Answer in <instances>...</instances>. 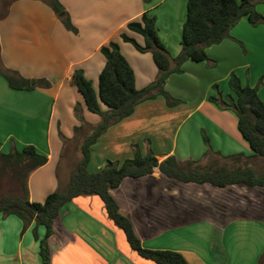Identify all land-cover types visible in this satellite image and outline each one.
<instances>
[{"label":"crops","instance_id":"1","mask_svg":"<svg viewBox=\"0 0 264 264\" xmlns=\"http://www.w3.org/2000/svg\"><path fill=\"white\" fill-rule=\"evenodd\" d=\"M49 1L9 0L5 6L0 1V13L6 12L0 18V67L49 84L32 91L13 90L0 74V153L31 145L46 158L27 179L29 200L37 203L65 190L81 158L74 149L73 129L99 122L86 110L73 85V72L82 71L97 93L105 64L100 48L114 42L133 70L136 89L147 87L157 76L151 54L138 52L120 35L125 33L143 45V38L126 26L145 13L153 16L157 36L174 59L181 50L187 2L57 0L76 30L73 33ZM255 8L264 16V2H257ZM205 52L212 65L187 60L181 73L165 80L163 90L179 101L177 105L167 106L159 95L145 100L97 138L90 146L88 173L98 172L107 162L131 159L135 149L142 155L151 152L158 162L173 156L180 164L197 165L208 158L229 161L235 155H243L241 160L249 163L262 159L248 158L253 153L237 129L235 113L220 109L209 97H217L212 87L218 85L219 99L229 104L226 96H233L227 80L235 72L243 85L257 87L264 105V24L252 26L242 18L230 38ZM76 104L83 122L74 115ZM237 191L249 192L254 199L242 195L245 203L241 204L234 199ZM110 193L145 249L180 253L187 264H264V187L181 183L155 169L148 176L124 179ZM44 235L43 226L31 223L23 231L19 218L0 214V264H42L39 241ZM124 238L108 220L99 197L80 196L62 207L53 224L48 239L50 262L155 264L139 257Z\"/></svg>","mask_w":264,"mask_h":264},{"label":"trees","instance_id":"2","mask_svg":"<svg viewBox=\"0 0 264 264\" xmlns=\"http://www.w3.org/2000/svg\"><path fill=\"white\" fill-rule=\"evenodd\" d=\"M260 1L264 2V0H187L186 18L182 25L181 50L174 59L169 57L157 36L153 16L145 13L139 21L128 23L126 29L140 35L143 38V45H139L125 33H121V40L131 44L140 53H150L157 68L155 80L143 89H136L133 70L114 42H109L100 48L105 64L99 74L97 93L93 90L91 82L85 79L82 71L75 70L72 74L73 85L80 94L86 110L97 115L99 122L83 140L80 146L81 158L70 174L64 191L49 194L42 203L30 201L27 179L33 171L46 163V158L37 154L31 145L23 147L20 151L0 153V214L3 217L13 215L19 218L23 223V231L31 223H34L35 227H44L45 235L39 241L42 264H50L47 241L53 234V224L58 219L60 210L66 203L80 196L99 197L107 217L123 231L128 245L141 258L155 264H187L180 253L148 250L141 246L131 222L120 214L110 193L126 178L137 179L148 176L157 169L166 178L181 183L209 184L217 188L232 185L264 187V174L256 175L248 167L232 170L225 166L215 170H202L198 167L190 169L195 162L180 164L173 156L158 162L151 152L142 155L137 149L134 150L131 159L107 162L98 172L93 174L87 172L90 146L111 125L129 117L135 106L158 95L165 99L169 107L179 103L163 90V85L169 75L181 73L180 67L185 61L206 62L208 66L212 65L206 55V48L230 38L231 29L242 18L252 26L264 24V16L255 8L256 3ZM49 5L63 26L68 31L76 33L59 2L50 0ZM5 16L6 12L1 11L0 18ZM0 74L13 90L32 91L35 88L49 86L44 80L23 79L15 71L2 70L1 67ZM227 86L233 96L232 98L226 96L229 104L219 99L218 85L212 87L217 97H209V101L220 109H230L235 113L237 129L253 153L248 158H264V105L257 94V87L243 85L235 72L230 73ZM101 105L106 107L105 111L101 110ZM73 112L75 117L83 122L78 104L75 105ZM80 129L81 127H75L73 132L76 133ZM204 141L208 147L206 137ZM242 157L243 155H235L228 160H240ZM4 180L10 185L7 191H3ZM33 237L37 239L35 230Z\"/></svg>","mask_w":264,"mask_h":264},{"label":"rangeland","instance_id":"3","mask_svg":"<svg viewBox=\"0 0 264 264\" xmlns=\"http://www.w3.org/2000/svg\"><path fill=\"white\" fill-rule=\"evenodd\" d=\"M2 1H4V2H2V6H5L8 3L9 0H2ZM226 88H228V86ZM228 90H229V88H228ZM213 91H215V89H213ZM85 126L86 125L84 124V127H81V129L78 132L74 133V135H75L74 140L76 141V142H74L75 143L74 144V149L78 150V152H79L78 155L79 156H80V146H81L83 140L85 139V137H87L88 135H90L91 130H92V127L89 128V126H87V127H85ZM67 149H71L70 146H68ZM67 158H68V151L65 152V154L63 155V164L64 165H65V163H67ZM221 166H225L227 169H230V170L236 169V168H245V167H248V168L252 169L255 172L256 175L264 174V158H262L260 160H257L254 163L253 162H250L249 163V161H246V160L243 161L241 159L240 160H235V161L234 160L223 161V160H220V159L213 160L212 158H208L207 160L203 161V163H199L197 165L191 166L190 169H194V168L198 167L199 169H202V170H206V169L215 170V169H218ZM64 169H65V167H63V171H64ZM2 186H3V191L4 190L7 191L9 189V187H10L9 183H7V181H5V180L2 182ZM234 186H236L238 188H241V187L252 188V187H248L246 185H234ZM242 195H245V197H247L246 200L247 199H250V200H253L254 199L253 198L254 196H252L249 192L246 193V192H239V191H237V193L235 192V196L236 197L234 199L241 202L244 199L242 197ZM226 197H227V195H226ZM243 203H245V202L242 201L241 204H243ZM108 220L111 221L109 218H108ZM112 224L114 225L113 222H112ZM117 229H119V228H117ZM119 230L123 233V231L121 229H119ZM124 239H123V241L125 242V245L126 246H129L128 243H127V241L124 240ZM47 247H48V250H49L48 241H47ZM50 264H51V262H50Z\"/></svg>","mask_w":264,"mask_h":264}]
</instances>
